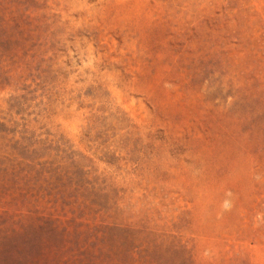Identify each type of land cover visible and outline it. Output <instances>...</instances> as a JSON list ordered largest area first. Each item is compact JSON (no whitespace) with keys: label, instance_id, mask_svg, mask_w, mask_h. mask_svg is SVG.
Returning <instances> with one entry per match:
<instances>
[{"label":"rangeland","instance_id":"374dc122","mask_svg":"<svg viewBox=\"0 0 264 264\" xmlns=\"http://www.w3.org/2000/svg\"><path fill=\"white\" fill-rule=\"evenodd\" d=\"M0 264H264V0H0Z\"/></svg>","mask_w":264,"mask_h":264}]
</instances>
